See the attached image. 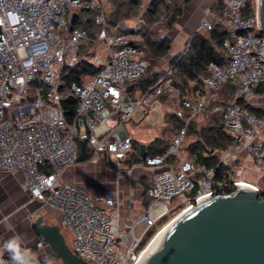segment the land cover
Segmentation results:
<instances>
[{
    "label": "built area",
    "instance_id": "built-area-1",
    "mask_svg": "<svg viewBox=\"0 0 264 264\" xmlns=\"http://www.w3.org/2000/svg\"><path fill=\"white\" fill-rule=\"evenodd\" d=\"M248 1L223 0L220 18L201 21L206 33L216 22L227 30L222 47L228 63H209L201 88L181 99L188 116L166 151L144 156L140 164H128L133 141L122 133L124 124L138 110L149 114V123L155 124L164 116L159 97L178 94L168 67L147 91L133 96L126 91V85L147 70L141 51L124 34L141 29L140 16L130 26L121 21L112 27L106 21L110 0H0V172H19L29 199L59 212L61 225L71 232V253L89 264H141L148 243L141 246L143 239L168 215L176 217L206 198L238 190L256 192L262 201L264 108L257 115L240 105L264 96L255 91L264 84V34L259 31L256 0L254 13L244 16ZM81 10L95 12L93 19L100 27L95 41L105 54L90 50L98 72L82 84L71 85L77 106L69 122L61 107V75L80 61L82 48L92 42L86 30L70 28L73 15ZM226 82L234 86L233 98L223 106H211ZM169 109L184 117L182 110ZM215 111L223 113V128L233 138L212 152L218 161L214 167L190 156L184 143L190 119H208ZM81 142L86 160L104 159L116 178L129 176L137 165L149 168L151 184L145 194L150 202L144 206L131 193L119 190L92 198L66 180L63 171L78 163ZM217 166L223 168L220 177ZM153 204L162 206L156 218L150 217ZM140 224L143 229L136 236ZM41 246L40 240L36 247ZM22 250H27L31 264H44L34 247ZM0 264H11V257L0 256Z\"/></svg>",
    "mask_w": 264,
    "mask_h": 264
},
{
    "label": "trees",
    "instance_id": "trees-1",
    "mask_svg": "<svg viewBox=\"0 0 264 264\" xmlns=\"http://www.w3.org/2000/svg\"><path fill=\"white\" fill-rule=\"evenodd\" d=\"M190 0H149L141 11V0H110L106 13V21L116 27L119 22L128 20L140 13L143 22L141 29L137 32L132 30L124 34L128 36L130 45L141 51V57L147 62L145 74L138 80L126 85V91L130 96L136 92H145L164 76V71L160 69V62L171 46V40L168 37L161 36L160 30H168L177 21L183 12L184 5ZM224 2L218 0L212 7L217 18L221 17ZM255 10V0H249L244 8V16H250ZM95 12L91 10H81L74 14L70 21V28L79 27L88 33L91 43L85 45L81 50L80 61L71 68L63 70L61 75V84L59 87L63 95L61 107L66 119L71 122L75 117L77 99L71 94L72 84H82L85 80L93 77L99 70V66L90 61L89 52L92 48L95 37L100 30L99 25L94 22ZM227 30L220 22L213 24V28L202 35L193 33L186 43V49L168 61L167 67L171 69L172 86L178 92L173 94L166 92L159 97V101L168 102L175 108L182 110L184 117L178 118L170 111H165L167 127L163 130L160 137L155 138L144 151V156L162 155L168 146L169 140L163 137L168 133L171 137L184 125L188 116V111L181 106V99L191 96L193 90L201 88V79L207 75L209 63L214 62L219 66L228 63L226 51L222 47L223 41L227 38ZM257 93L264 92V84L258 86ZM234 86L226 82L222 91L217 93L211 100V106H223L233 98ZM243 108L250 112L260 115L261 109L240 101ZM223 123V113L219 111L212 112L208 119L195 118L190 119L187 126V133L184 143V149L190 156L196 158L206 166H216L217 157L212 154L217 149H222L232 141V136L227 133L221 124ZM139 148L135 146V152L130 154L126 162L131 164ZM222 167L217 166L216 176L220 177ZM151 182L143 183L142 204L148 203V197L145 194L146 188ZM261 198L264 202V188H262ZM163 218L155 228L151 229L143 239L141 246L153 236L156 230L166 222Z\"/></svg>",
    "mask_w": 264,
    "mask_h": 264
},
{
    "label": "water",
    "instance_id": "water-1",
    "mask_svg": "<svg viewBox=\"0 0 264 264\" xmlns=\"http://www.w3.org/2000/svg\"><path fill=\"white\" fill-rule=\"evenodd\" d=\"M256 6L264 34V0H256ZM79 149L80 163L87 159L84 143ZM144 151L141 145L134 164L142 162ZM31 229L61 264H89L71 253L59 227L43 217ZM143 264H264V202L249 190L206 198L160 234Z\"/></svg>",
    "mask_w": 264,
    "mask_h": 264
},
{
    "label": "crops",
    "instance_id": "crops-1",
    "mask_svg": "<svg viewBox=\"0 0 264 264\" xmlns=\"http://www.w3.org/2000/svg\"><path fill=\"white\" fill-rule=\"evenodd\" d=\"M148 1L141 0V11ZM217 1L190 0L188 4L184 5L181 16L178 17L172 28L160 30L161 36L168 37L171 40L167 56L160 62L161 70L167 68L168 61L172 57L183 51L193 33L206 35V33H203V29L200 28V23L202 20L212 23L217 18L215 11L212 10L213 5ZM136 16H140V13ZM134 17L124 22L130 26L131 20ZM257 94L261 95L259 92ZM160 103L164 105L162 106L164 111H169L170 107L168 108V105H166L168 102L159 101ZM251 105L261 109L262 113L264 96L252 101ZM149 117V114L148 116L145 115L143 110H138L122 127V133L130 136L133 141V148L130 154L135 152V146L139 150L141 145H144L146 148L155 138L161 136V129L158 128L156 135L148 139L147 143H145V140L143 142L140 139L145 134L140 135L139 130L143 128L145 120L148 119L149 121ZM161 122L163 129H165L167 122L164 119ZM80 164H84V166ZM249 164L255 168L252 161L249 160ZM63 176L66 180L75 183L80 189L87 192L92 198H99L108 192L119 190L124 194L131 193L138 200L139 204H142L143 183L145 181L151 182L152 171L143 165H137L132 168L129 176L116 178L106 161L99 158L94 161L85 160L84 162L68 166L64 169ZM249 177L255 178L254 175H250ZM22 180V175L19 172H0V215L3 213V217H0V256L11 257V253L4 246L10 240L17 239L21 249L25 246L34 247L37 255L43 261L51 260L52 257L55 259L57 257L44 242H42L41 248L36 247V243L40 239L35 236L31 229L32 222L38 217H43L47 224L59 227V233L64 238L65 243L67 235L70 240L72 239L71 232L61 225L59 212L41 202L29 199L28 194L22 188ZM57 260L59 259L57 258Z\"/></svg>",
    "mask_w": 264,
    "mask_h": 264
},
{
    "label": "rangeland",
    "instance_id": "rangeland-1",
    "mask_svg": "<svg viewBox=\"0 0 264 264\" xmlns=\"http://www.w3.org/2000/svg\"><path fill=\"white\" fill-rule=\"evenodd\" d=\"M204 31V30H203ZM203 33H206L205 31L203 32ZM95 40V39H94ZM103 48V46H102V44L100 43V42H94V44H93V46H92V48L90 49V50H93L94 52H98L100 55H104L105 54V51L102 49ZM251 101H254V100H251ZM166 105H168V108L170 107V108H175L172 104H170V103H167ZM168 108H166V109H168ZM168 110H170V109H168ZM164 113H165V111H163ZM164 119V121L166 122V118H164V117H162V118H160L159 120H158V122H156L155 124H150L149 123V121H148V119L147 120H145V122L143 123V128L142 129H140L139 130V132H140V135H143V134H145V136H141V140L143 141V140H145V141H143V142H145V143H147V140L148 139H151L154 135H156V133H157V131H158V128L159 129H161V134H162V132H163V124H162V120ZM164 123V122H163ZM108 124H111V122L110 121H108ZM163 137H165V138H167V139H170L171 138V136L170 135H168V133H165V134H163ZM84 164H88V163H84ZM84 164H80L81 166H84ZM260 185H262V188H264V184H260ZM150 202V199L148 198V203ZM147 203V204H148ZM147 204H145V205H147ZM151 210H150V217L151 218H156L157 217V215L158 214H160V212L162 211V206L160 205V204H153L152 206H151V208H150ZM175 216V214H170V215H168L166 218V222L164 223V224H166V223H168L173 217ZM0 217H3V213H1V215H0ZM163 224V225H164ZM161 227V226H160ZM159 227V228H160ZM158 228V229H159ZM142 229H143V225L142 224H140V225H138L136 228H135V230H134V233H135V235L136 236H139V234H140V232L142 231ZM152 238V237H151ZM150 240V239H149ZM148 240V241H149ZM147 241V242H148ZM146 242V243H147ZM66 243H67V245H68V248H69V250L70 251H72V246H71V240H70V238H69V236L67 235L66 236ZM44 262V264H61V262L59 261V260H57V258H51V260H45V261H43Z\"/></svg>",
    "mask_w": 264,
    "mask_h": 264
},
{
    "label": "clouds",
    "instance_id": "clouds-1",
    "mask_svg": "<svg viewBox=\"0 0 264 264\" xmlns=\"http://www.w3.org/2000/svg\"><path fill=\"white\" fill-rule=\"evenodd\" d=\"M11 253V264H31L27 250H22L17 239L10 240L4 246Z\"/></svg>",
    "mask_w": 264,
    "mask_h": 264
},
{
    "label": "bare ground",
    "instance_id": "bare-ground-1",
    "mask_svg": "<svg viewBox=\"0 0 264 264\" xmlns=\"http://www.w3.org/2000/svg\"><path fill=\"white\" fill-rule=\"evenodd\" d=\"M182 214H179L178 216L172 218L168 223L164 224L157 232L156 234H154L152 236V238H150V240L148 241L147 243V246L145 247V250L143 252V257H142V262L141 264L144 263V260H145V257H146V254L148 252V250L150 249V247L153 245V243L158 239V237L160 236V234L166 230L171 224L172 222H174L177 218H179Z\"/></svg>",
    "mask_w": 264,
    "mask_h": 264
}]
</instances>
